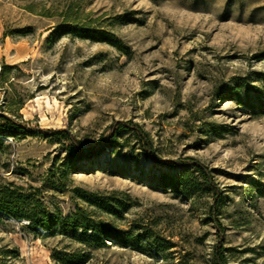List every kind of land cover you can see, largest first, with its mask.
Returning a JSON list of instances; mask_svg holds the SVG:
<instances>
[{"label": "rangeland", "instance_id": "rangeland-1", "mask_svg": "<svg viewBox=\"0 0 264 264\" xmlns=\"http://www.w3.org/2000/svg\"><path fill=\"white\" fill-rule=\"evenodd\" d=\"M62 24L99 28L119 46L55 34ZM264 0H0V113L29 127L66 129L95 150L114 121L149 135L161 159L192 158L220 191L218 219L229 264H264V114L232 90L264 101ZM264 113V110H262ZM56 138L0 139V187L38 193L49 215L81 208L133 235L144 228L173 247L115 244L85 264H213L211 197L195 202L158 186L162 173L132 133L95 156L72 160ZM101 200L114 215L95 207ZM0 216V264H66L83 246Z\"/></svg>", "mask_w": 264, "mask_h": 264}, {"label": "trees", "instance_id": "trees-1", "mask_svg": "<svg viewBox=\"0 0 264 264\" xmlns=\"http://www.w3.org/2000/svg\"><path fill=\"white\" fill-rule=\"evenodd\" d=\"M55 34L64 36L72 35L82 40L95 43L108 44L113 47L119 46L115 37L108 31L92 27H79L62 24L56 28ZM258 60H264V53L257 56ZM252 99L246 94L242 98L237 90H232L233 100L238 104L251 109L256 116H260L264 110V101L260 99V90L253 87ZM110 131L103 143L95 150L83 148L79 140L66 129H40L29 127L28 122L19 117L15 120L6 114L0 113V139L1 138H22L42 137L56 138L69 143L72 152V160H82L95 156L105 148L116 146V140L122 132L132 133L141 143L145 150L146 157L156 166L164 168L175 174L162 173L158 178V186L167 190L173 195L181 196L189 201L195 202L203 193L210 194L211 204L208 208L207 220L212 222L217 232V242L212 248L213 264H229L222 245L224 229L217 217L219 208L220 191L213 181L210 171L200 162L187 158L185 162L180 160L161 159L152 152L149 135L138 124L131 121H114L110 125ZM20 186L8 184L0 187V216L8 219L23 220L28 223L30 230H43L48 233L58 232L61 235L71 238L83 246L79 251L64 257H58V261L66 264H85L89 256V250L115 244L123 248H132L142 251L143 247L138 245V237L148 241L151 249L156 253H163L173 247L172 243L163 239L158 233L144 228L136 236L131 231L117 230L111 223L104 221L94 213L81 208L68 217L49 215L38 198V193L28 198ZM95 207L108 215H114L115 210L106 202L96 200ZM179 264H189L181 260Z\"/></svg>", "mask_w": 264, "mask_h": 264}]
</instances>
